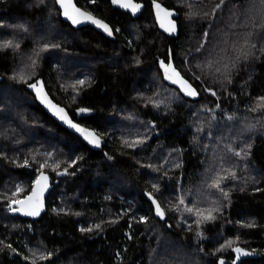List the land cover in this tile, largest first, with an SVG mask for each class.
<instances>
[{
	"label": "trees",
	"instance_id": "trees-1",
	"mask_svg": "<svg viewBox=\"0 0 264 264\" xmlns=\"http://www.w3.org/2000/svg\"><path fill=\"white\" fill-rule=\"evenodd\" d=\"M74 1L111 37L73 29L54 0H0V264H234L235 248L264 264V0H155L177 13L173 38L154 0L136 18ZM169 59L197 95L164 82ZM33 82L105 144L62 128ZM40 172L46 212L12 216Z\"/></svg>",
	"mask_w": 264,
	"mask_h": 264
},
{
	"label": "water",
	"instance_id": "water-1",
	"mask_svg": "<svg viewBox=\"0 0 264 264\" xmlns=\"http://www.w3.org/2000/svg\"><path fill=\"white\" fill-rule=\"evenodd\" d=\"M71 2H72V5H74L76 8H79L81 11L86 12V13H90V12L80 8L79 6H77V4L75 3L74 0H71ZM55 4H56L57 9L60 12L61 20L65 23H67L68 25H70V27H72L73 29L90 27V28L94 29L96 32L103 35L105 38L111 37V35H112L111 26L109 24H107L105 21H103L102 19L94 16L92 13H90L92 17H94L95 19H98L102 23L108 25V28L111 31V35H109V33L106 32L103 28L98 27L96 24L92 23L91 20L85 19L83 17L80 18L79 23L73 24L72 21L70 19H68L63 14V9L60 7V5L57 4L56 2H55ZM110 4H111L112 8L117 9V10L124 12V13H128L132 18H136L144 10L143 4L140 2H136L135 0H119V3H113V0H111ZM122 5H124V6H122ZM131 5H139V7L133 8ZM152 7H153V11H154L155 22L158 26V29L168 37H171V38L176 37L178 34V27H177V22H176L177 13L172 9H168V8L162 6V8L165 10V12L170 11L172 13V15L166 16L165 12H160V15L158 18V16H157L158 10L155 8V3H153ZM173 25H174V30L172 28ZM162 62H163L162 60L159 61V68H160L161 75H162L164 82L170 86L177 88L185 97H194V96H190V95L186 94V92L181 88V85L178 81V78L175 75H173L172 69H175L180 74V77H182L184 80H186L191 85V83L187 79H185L181 75V73L175 68L172 60L169 59L167 63L163 62L165 67H167V65H169V64L172 65V68L168 69V75L171 77V79L165 78V67H161ZM173 80H177V82L173 83ZM34 84L36 85V88L31 87V85H34ZM192 88H193V86H192ZM26 89L34 96L37 104L54 121H56L62 128L66 129L68 132L77 136L90 149H99L105 144L104 139L102 137H100L94 130L87 128V127L77 123L76 121H74L71 118L68 111L63 106H61V105L57 104L55 101H53V99L47 93L45 87L43 86V84L41 82L30 83L26 86ZM37 89L40 90V95L37 94ZM52 105H55L57 108L64 109V113L67 115V118L69 120H71L73 123L77 124L79 127L86 129L89 132L94 133L95 138L99 140V145L97 146L95 143H90L89 139H85V136L83 134H81L80 132H77L74 128L70 127L65 121L61 120L59 118L61 114L57 113L56 108H53ZM82 113H86V111H84ZM66 175H67L66 171H61V172H58L56 174V177L62 178V177H65ZM43 177H47V179L45 180V179H43ZM38 180H39V183H37ZM33 189L36 190L37 195L35 197H33V199L31 201H28L26 198L28 196L32 195ZM41 190H42V194H41ZM50 191H51V180H50L49 175L47 173L40 172L37 175L35 181L33 182V185L31 187L29 194L27 196H25L24 198L20 199L22 201H25V203L23 205L18 204V203H13V202L10 203V205H9L10 214L12 216H17V217L25 219V220H38V219H40V217L46 212V198L48 197ZM144 195H145L146 199L151 203L155 217L161 221L165 220V213L162 217L158 216L156 214V205L153 204V200H155V199L153 198V196L148 194V193H144ZM37 210H38V214H36V215H26L25 214V212H27V211H37ZM234 253H235L234 264H238L240 255H239V253H237L235 251H234ZM221 261H223V260H221ZM221 261L218 264H221ZM223 264H224V261H223Z\"/></svg>",
	"mask_w": 264,
	"mask_h": 264
},
{
	"label": "snow or ice",
	"instance_id": "snow-or-ice-1",
	"mask_svg": "<svg viewBox=\"0 0 264 264\" xmlns=\"http://www.w3.org/2000/svg\"><path fill=\"white\" fill-rule=\"evenodd\" d=\"M55 2L60 5V7L63 9V14L68 19H70L73 24L79 23L80 22V18L83 17L85 19L91 20L92 23L96 24L98 27L103 28L106 32L109 33V35H111V31L109 30L107 24H104L100 20L95 19L94 17L91 16L90 13L83 12L79 8H76L74 5H72L71 0H55ZM221 2H222V0H221ZM113 3H119V0H113ZM154 3H155V0H154ZM122 6H124V5H122ZM131 6L133 8L139 7V5H131ZM216 7L218 8L219 4H217ZM155 8L158 10L157 11V16L159 18L160 12H165V10L162 8V6L159 3H155ZM165 15L166 16L172 15V13L170 11H167V12H165ZM172 28L174 30V25L172 26ZM8 46H9L8 44L3 45V47H8ZM252 47H255V45H252ZM161 67H165L163 62L161 64ZM169 68H172L171 64H169V65H167V67H165V78L166 79H171V77L168 75V69ZM172 72H173V75H175L178 78V81H179V83L181 85V88L186 92L187 95H190V96L197 95L196 90L193 89L192 86L186 80H184L182 77H180V74L175 69H172ZM176 82H177V80H173V83H176ZM79 83L83 84L84 81H80ZM31 87L36 88V85L35 84L31 85ZM37 94L40 95V90L39 89H37ZM212 94L215 95L214 92ZM262 99H264V98H262ZM52 107L56 108V112L61 114L60 117H59L61 120L65 121L70 127L74 128L77 132H80L81 134H83L85 136V139H89L90 143H95L97 146L99 145V140L95 138V134L94 133L89 132L86 129H83V128L79 127L77 124H75L71 120H69L67 118V115L64 113V109L57 108L55 105H52ZM79 111L80 112H84L86 110L85 109H80ZM239 154H240L239 152L236 153V155H239ZM25 163H27V162H25ZM41 167H43V165ZM57 167H58V165H57ZM233 175H234V173H233ZM43 179L46 180L47 177H43ZM37 183H39V180L37 181ZM214 186L219 188V182L218 181L214 182ZM17 191H19V188L17 189ZM41 194H42V190H41ZM223 194H224L225 197H227V193H223ZM36 195H37L36 190L33 189L32 195L28 196L26 199L28 201H31L33 199V197H35ZM13 203H18V204L23 205L25 203V201L18 200V201H13ZM181 203H183V200H181ZM153 204L156 205V214L158 216L162 217L164 215V212L161 209L160 205L155 200H153ZM189 211H191V209H189ZM211 211L212 210H209V217L208 218H212L211 217ZM25 214L26 215H36V214H38V210L37 211H27V212H25ZM197 214L199 215V213H197ZM248 226H251V225H248ZM84 230L85 229H82V231H84ZM87 230L91 231V229H87ZM230 244H231V242H229V245ZM8 247H11V246L8 245ZM233 250L235 252H237V253H240L242 251L240 248H235ZM244 254L247 255L248 253H244ZM45 258L46 257H44V256L40 257V259H45ZM33 264H34V262H33ZM221 264H223V261H221Z\"/></svg>",
	"mask_w": 264,
	"mask_h": 264
}]
</instances>
